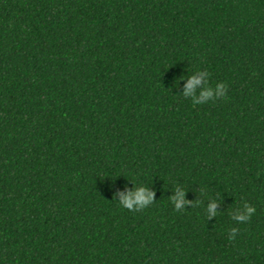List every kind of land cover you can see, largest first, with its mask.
Listing matches in <instances>:
<instances>
[{"label":"trees","instance_id":"1","mask_svg":"<svg viewBox=\"0 0 264 264\" xmlns=\"http://www.w3.org/2000/svg\"><path fill=\"white\" fill-rule=\"evenodd\" d=\"M0 264H264V0H0Z\"/></svg>","mask_w":264,"mask_h":264},{"label":"clouds","instance_id":"2","mask_svg":"<svg viewBox=\"0 0 264 264\" xmlns=\"http://www.w3.org/2000/svg\"><path fill=\"white\" fill-rule=\"evenodd\" d=\"M209 73L207 71H201L197 69L191 75H189L184 83L183 97L190 98L194 104H205L209 101H216L224 99L228 94V85L220 82L212 86L209 83ZM183 79V78H182ZM202 85L197 92V86ZM133 189H125L122 192L115 194L114 199L118 205L129 211H141L154 203L155 193L150 190L148 186L137 185L133 182ZM186 190L180 188L176 191V194L170 197L171 203L174 205L176 211H184L185 205L188 203L185 200ZM118 197V199H116ZM217 204L213 201L207 205V216L216 217L218 213L215 211ZM256 209L248 204L243 203V206L236 208L233 211L232 220L237 224L246 223L254 214ZM238 229L232 228L229 234V239H235Z\"/></svg>","mask_w":264,"mask_h":264}]
</instances>
